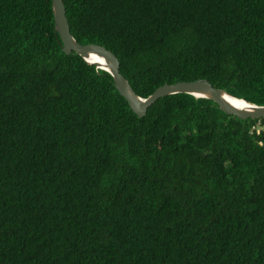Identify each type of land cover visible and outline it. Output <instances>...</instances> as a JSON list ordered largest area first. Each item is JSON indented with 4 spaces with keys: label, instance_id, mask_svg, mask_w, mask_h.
I'll list each match as a JSON object with an SVG mask.
<instances>
[{
    "label": "trees",
    "instance_id": "trees-1",
    "mask_svg": "<svg viewBox=\"0 0 264 264\" xmlns=\"http://www.w3.org/2000/svg\"><path fill=\"white\" fill-rule=\"evenodd\" d=\"M145 99L264 106V0H63ZM51 0H0V264H264V119L188 94L142 118L65 55Z\"/></svg>",
    "mask_w": 264,
    "mask_h": 264
},
{
    "label": "water",
    "instance_id": "water-1",
    "mask_svg": "<svg viewBox=\"0 0 264 264\" xmlns=\"http://www.w3.org/2000/svg\"><path fill=\"white\" fill-rule=\"evenodd\" d=\"M51 4L54 29L61 40L62 52L65 55H70L74 52L87 64L94 65L97 69L108 72L113 79L116 91L127 101L132 112L139 118L145 116L147 109L160 98L175 94H188L196 98L208 99L214 102L223 113L235 116L241 120L264 119V106H257L243 99L235 98L223 90L214 88L207 80L164 84L145 99L137 96L128 81L120 74L119 61L111 52L97 45H80L76 42L70 33L63 0H51ZM91 56L101 58L103 63L92 60ZM226 97L241 102L244 106L239 107L236 103L226 99Z\"/></svg>",
    "mask_w": 264,
    "mask_h": 264
},
{
    "label": "bare ground",
    "instance_id": "bare-ground-1",
    "mask_svg": "<svg viewBox=\"0 0 264 264\" xmlns=\"http://www.w3.org/2000/svg\"><path fill=\"white\" fill-rule=\"evenodd\" d=\"M91 59L94 60V61H99L100 63H103V60H102L101 58H99V57L91 56ZM226 99H228V100L231 101L232 103H236L239 107H243V106H244L243 103H241V102H237V101H234V100H232V99L229 98V97H228V98L226 97Z\"/></svg>",
    "mask_w": 264,
    "mask_h": 264
}]
</instances>
